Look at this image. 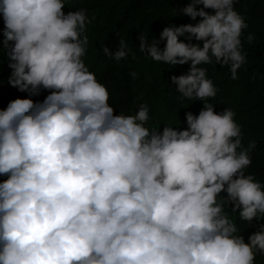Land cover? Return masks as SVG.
Instances as JSON below:
<instances>
[{
  "label": "clouds",
  "instance_id": "9594fccd",
  "mask_svg": "<svg viewBox=\"0 0 264 264\" xmlns=\"http://www.w3.org/2000/svg\"><path fill=\"white\" fill-rule=\"evenodd\" d=\"M64 8L65 0H0L7 83L50 90L42 102L16 98L0 110V264H256L264 224L245 243L226 211L264 219V183L245 171L255 141L242 147L234 111H214L218 89L200 66L227 65L237 79L246 63L247 24L234 0H190L179 13L201 19L164 27L162 49L138 35L152 61L190 65L169 79L178 99L202 104L185 113L186 129L162 131L146 126L144 103L114 115L83 59L91 21L83 8ZM101 50L115 61L132 51L124 39Z\"/></svg>",
  "mask_w": 264,
  "mask_h": 264
},
{
  "label": "trees",
  "instance_id": "16d2710c",
  "mask_svg": "<svg viewBox=\"0 0 264 264\" xmlns=\"http://www.w3.org/2000/svg\"><path fill=\"white\" fill-rule=\"evenodd\" d=\"M189 2L190 0H65V14L83 8L91 21L87 25L89 45L83 59L89 71L94 72L97 80L106 86L109 92L108 103L114 108V115L120 112L134 114L139 105L144 103L149 109L146 126L150 129L158 127L157 130L162 131L165 124H179V129H186L185 113L190 111L198 114L200 111L202 104L199 100L177 98L179 94L175 92V85L169 79L173 75L187 73L189 64L175 66L155 62L137 50L140 33L149 35V39H156L157 46L162 49L165 42L160 41L159 34L164 27L194 25L199 22L200 17L192 20L179 13ZM234 10L243 16L247 24L241 36L246 63L237 70L238 78H231L227 65L213 62L200 66L207 69L208 77L218 89L215 98L210 101L215 104L214 111L220 113L224 108L234 111V119L241 127L242 147L246 148L250 142L255 141L254 147L249 151L251 164L245 171L264 183V0H234ZM205 11L214 14L211 9ZM248 34L254 37L251 43L246 39ZM3 39L1 36L0 49L3 47ZM120 39L128 43L131 53L120 61L105 56L102 47L115 52ZM179 39L182 40L183 37ZM192 43L202 46V42L194 38ZM8 63L7 56L0 50V103L4 106L16 98H30L34 103L42 102L50 94V90L40 89L38 94L31 95L10 86L7 81L12 70ZM133 72L136 73L134 77L131 75ZM6 178L0 175V182ZM221 195L226 196V193ZM231 207V204L226 205L229 218L247 243L248 236L264 224V219H254L249 224L231 212ZM256 264H264V256L257 254Z\"/></svg>",
  "mask_w": 264,
  "mask_h": 264
},
{
  "label": "built area",
  "instance_id": "2783aa9c",
  "mask_svg": "<svg viewBox=\"0 0 264 264\" xmlns=\"http://www.w3.org/2000/svg\"><path fill=\"white\" fill-rule=\"evenodd\" d=\"M3 29H4L3 19L0 18V36H2L3 34Z\"/></svg>",
  "mask_w": 264,
  "mask_h": 264
},
{
  "label": "rangeland",
  "instance_id": "374dc122",
  "mask_svg": "<svg viewBox=\"0 0 264 264\" xmlns=\"http://www.w3.org/2000/svg\"><path fill=\"white\" fill-rule=\"evenodd\" d=\"M6 108V106H4V104L0 103V110H4Z\"/></svg>",
  "mask_w": 264,
  "mask_h": 264
}]
</instances>
